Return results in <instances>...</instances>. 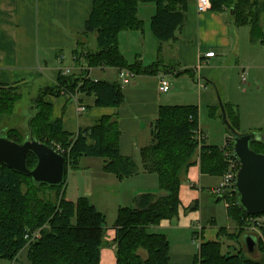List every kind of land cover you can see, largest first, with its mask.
I'll return each mask as SVG.
<instances>
[{
	"label": "trees",
	"instance_id": "1",
	"mask_svg": "<svg viewBox=\"0 0 264 264\" xmlns=\"http://www.w3.org/2000/svg\"><path fill=\"white\" fill-rule=\"evenodd\" d=\"M188 0H92V8L84 25V35H94L96 50L73 51L75 63L88 68L126 70L134 76L157 75L174 69L160 57L144 66L135 60L129 64L119 51L118 36L123 31H144L138 19L140 5H153L155 13L149 22L157 42V53L167 43H175L187 12ZM210 11H228L235 27L249 28L251 44L264 46V3L258 0H210ZM190 71H185V73ZM18 88L0 86V116L9 115L19 100ZM65 95L78 105L84 98L92 99L91 107L116 108L123 102L121 84L92 80L85 75L58 73L54 84L39 91L34 98L36 111L27 122L29 137L53 148L65 159V178L69 170H78L82 158H98L103 171L117 180L135 176L137 166L131 158L119 154L120 131L112 117H102L76 135L63 131L62 121L51 122V105L46 96ZM199 112L193 106L160 107L150 131L151 142L140 152L142 169L155 174L158 193L142 194L134 199V208H120L113 224L115 230V264H169V242L165 235L153 234L150 228L161 221L176 222L180 206L179 188L188 169L195 165L199 149L200 171L211 177H221L226 171L224 153L218 147L200 144L194 132L199 129ZM234 130V129H233ZM15 143H22L15 130L3 132ZM264 135V133L262 134ZM229 139V138H228ZM250 148L264 155V142L253 141ZM29 170L36 160L26 156ZM65 178L61 186L50 187L34 182L0 165V259L16 261L26 250L29 264H100V250L105 239V216L88 199L69 201L65 196ZM220 199L219 201H221ZM217 201V202H219ZM228 218L236 225L229 234L225 228L219 236L239 243L244 234V220L248 216L237 204L236 195L228 201ZM195 209V206L188 210ZM39 238L30 241L34 232ZM264 235V232H263ZM28 237V238H26ZM241 246V245H240ZM244 247L235 253H224L221 242H206L199 247L194 264H264V244L256 237L255 251L261 260L245 253ZM143 251L146 258L139 254ZM255 253V252H254Z\"/></svg>",
	"mask_w": 264,
	"mask_h": 264
},
{
	"label": "crops",
	"instance_id": "2",
	"mask_svg": "<svg viewBox=\"0 0 264 264\" xmlns=\"http://www.w3.org/2000/svg\"><path fill=\"white\" fill-rule=\"evenodd\" d=\"M258 1L264 3V0ZM148 7L150 22L155 8L153 5V8ZM91 8L92 0H0V86L22 88L27 91L35 89L38 95L40 90L54 84L58 73L63 75L66 70L69 71V74L85 73L92 80L121 84L119 71L116 69L88 68L82 61L79 65L75 63L73 51L82 49L94 52L96 50V45L94 47L95 36L83 34ZM137 16L143 22L144 28L145 21L139 18V10ZM119 35L124 37V44H134L137 48L144 49L148 34L144 30L142 34L137 31H123ZM238 35L237 27L232 24V17L228 11L214 13L209 10L199 13L196 0H188L185 22L177 33L175 43L164 44L160 55H158L156 40L153 44L150 40L149 51L153 59L148 64L144 63L145 58L142 54L136 55L137 60L144 66L153 64L160 57L165 64H174L172 71L168 69L160 71L157 75L134 76L127 84L121 85L124 99L116 108L91 107L92 99L90 98H84L82 105H78L75 99H70L65 95L44 98V101L51 105V122L54 123L60 119L63 131L71 135H76L80 130L92 127L102 117L116 119L120 131L119 154L124 158H131L138 171L135 176L120 182L115 178L113 181L111 180V183L100 180L102 186L106 187L104 190L112 194L111 200H117L119 196V201L116 203L117 211L120 208H130L134 204V199L142 194H157L153 189L155 183L146 184L149 181V175L142 169L140 152L151 142L150 131L157 118L159 108L193 106L197 107L199 112L202 96L199 89L205 88L200 85V80L211 81L200 73L202 65L215 68L228 55L238 59ZM119 46V51L123 56L120 38ZM210 52L214 53V57L206 58L205 55ZM112 70L115 71V76L112 74ZM187 70L190 72L185 73ZM161 78H165L170 86V91L166 94H162L158 90ZM80 107H83L84 111H80ZM198 128L206 139L203 127L200 125V118ZM26 136L29 137L28 134ZM204 142L206 146H212L207 144L206 140ZM223 146L218 148L222 151ZM101 163L100 169L103 171V162ZM199 163L198 149L195 165L188 169L179 188L180 206L175 224L163 220L158 226L149 229L153 234L165 236L169 230L180 233L190 229L192 237L200 240L198 252L202 243L221 242V238H226L219 236V230L224 227L218 228L215 221L209 223L207 230L201 229L200 233L192 232L198 227L191 222L193 215L184 212L193 206L198 209L202 195H211L210 190L215 188L220 181V177L202 174ZM119 187L120 189L125 188V190L119 192ZM123 192L126 195V201H121ZM100 202L106 203L103 199H100ZM90 203L96 207L95 203ZM101 213L106 216L103 212ZM188 215L189 217H187ZM115 220L116 217L113 223H110L106 228L105 243L100 250V264H115L116 262L113 242ZM225 229L229 234H232L236 232V225ZM174 238L179 240L178 236ZM183 243L182 251L178 253L177 259L171 255V251L170 263L173 259L172 264H194V259L191 258L192 255L187 248L186 236ZM171 248L170 246V250ZM23 252L26 253V250ZM139 254L142 258H146L143 251H140Z\"/></svg>",
	"mask_w": 264,
	"mask_h": 264
},
{
	"label": "rangeland",
	"instance_id": "3",
	"mask_svg": "<svg viewBox=\"0 0 264 264\" xmlns=\"http://www.w3.org/2000/svg\"><path fill=\"white\" fill-rule=\"evenodd\" d=\"M148 6L153 8L152 5H140L138 9L139 18L145 21L144 30L148 34L144 43V49L141 47L137 48L134 44H124V37L118 36V41L120 38L122 43L121 51L124 59L129 64L137 60L138 57L136 55L140 56L142 54L145 58L144 63L146 64L150 63L153 59L151 58L149 49L151 48L150 40H152L153 44L155 39L149 27ZM237 30L239 33L238 59L233 58L232 55H228V57L215 68H208L206 65H202V70L200 72L203 74V77L212 81L206 82L205 79L200 80V85L205 87L204 89H199L202 95L199 108L200 125L203 127L206 135V143L216 147H222L226 139L230 136L227 126L223 123L220 105L223 108L225 120L228 125L238 134L264 133V46L259 44L252 45L250 43L248 27H238ZM140 39L141 41L143 40L142 37ZM118 48L120 49V46H118ZM242 68L247 70L245 82L241 81ZM111 72L115 76V71L112 70ZM18 93L19 100L15 103L12 113L0 116V134L4 131L15 130L24 141L25 135L28 134L27 122L30 116L34 115L36 112L33 108V103L37 95V90L27 91L21 88L18 90ZM101 162V159L83 158L79 164L78 170L68 171L65 178L64 190L66 199L69 201L86 198L89 202L95 203V208L106 215L104 225L105 228H108L109 224L113 223L116 217V203L119 201V196L117 200H111L112 194L104 190L106 187H103V184L100 183V180L111 183L115 178L100 169ZM138 163L140 164V162ZM148 175L149 181H147L146 184L150 185L155 183L153 189L155 193H158L157 176L155 174ZM120 190H125V188L120 189L119 187L118 191L120 192ZM100 199L105 200L106 203L102 204ZM126 200V195L123 192L121 201ZM132 207H134V204L130 206V208ZM184 212L193 215L191 222L198 227L192 230V232L195 233H200L201 229L207 230L211 221H215V225L218 228H232L233 225H235L234 222L226 216L224 201L221 200L217 202L216 197L209 194L202 195L198 209L185 210ZM189 215L187 217H189ZM182 218L184 219L183 216ZM173 224H175V222H173ZM247 234V231H244L240 240L241 246H244L243 237ZM166 236L170 243L169 245L172 247L171 250L169 248V256L172 251L171 255L176 259L178 258V253L182 251L186 236V244H188L187 248L192 255L191 258L195 259L197 257L200 240L192 237L190 229L189 231L180 233L171 232V230H169ZM176 236L179 237V240L174 238ZM221 239V243L223 244L222 251L224 253L228 251L229 253H235V245L236 249L241 248L239 243H235L227 238ZM22 252L20 256H18L17 261L10 262L0 259V264H29L26 253ZM245 253L247 254L246 251ZM249 256L256 260H261L260 254L256 251L253 255ZM171 261L173 262V259H171ZM172 262L169 264H172Z\"/></svg>",
	"mask_w": 264,
	"mask_h": 264
},
{
	"label": "water",
	"instance_id": "4",
	"mask_svg": "<svg viewBox=\"0 0 264 264\" xmlns=\"http://www.w3.org/2000/svg\"><path fill=\"white\" fill-rule=\"evenodd\" d=\"M223 123L227 126L232 140V154L239 163V170L234 184L237 204L247 216L264 215V155L257 154L250 148L253 141H263L262 134H238L225 120L221 107ZM34 156L36 164L29 170L27 154ZM0 165L31 179L34 184L50 187L61 186L65 178V159L53 148L46 146L32 137L26 136L20 144L8 140L0 134ZM220 198H216L219 201ZM244 248L248 255L256 249V237L247 234L243 237Z\"/></svg>",
	"mask_w": 264,
	"mask_h": 264
},
{
	"label": "built area",
	"instance_id": "5",
	"mask_svg": "<svg viewBox=\"0 0 264 264\" xmlns=\"http://www.w3.org/2000/svg\"><path fill=\"white\" fill-rule=\"evenodd\" d=\"M197 3V11L199 13H204L210 10V0H196ZM206 58L214 57V53H207ZM63 75H69V71L66 70L63 72ZM247 76V70L243 69L241 74V81L245 82ZM134 77L133 74L126 70L119 71V79L121 80V85H125ZM122 87V86H121ZM159 92L162 94H166L170 91V86L165 78H161L159 82ZM80 111H84L83 107H80ZM195 139L200 144L205 141L204 134L197 129L194 132ZM224 160L226 164V171L220 177V181L218 185L210 190V194L216 198H220L224 201L226 208L230 206L228 202L229 199L233 197L234 193V184L237 172L239 170V163L233 157L232 154V140L229 136V139L225 142L223 146ZM57 152V151H56ZM61 154V153H59ZM62 155V154H61ZM244 230L247 231L248 234L254 235L258 239H260L264 244V215H256V216H248L244 220ZM28 238V237H26ZM39 238V232H34L31 236L30 241L36 240Z\"/></svg>",
	"mask_w": 264,
	"mask_h": 264
}]
</instances>
